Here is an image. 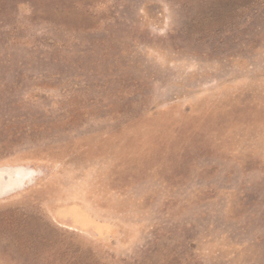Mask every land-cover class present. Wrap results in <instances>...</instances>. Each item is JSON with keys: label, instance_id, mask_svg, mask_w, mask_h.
I'll return each instance as SVG.
<instances>
[{"label": "rangeland", "instance_id": "374dc122", "mask_svg": "<svg viewBox=\"0 0 264 264\" xmlns=\"http://www.w3.org/2000/svg\"><path fill=\"white\" fill-rule=\"evenodd\" d=\"M0 169V264H264V0H0Z\"/></svg>", "mask_w": 264, "mask_h": 264}, {"label": "bare ground", "instance_id": "6f19581e", "mask_svg": "<svg viewBox=\"0 0 264 264\" xmlns=\"http://www.w3.org/2000/svg\"><path fill=\"white\" fill-rule=\"evenodd\" d=\"M5 170V169H4ZM5 172V171H4ZM3 169H0V184L2 183V179H4L3 177ZM4 175H5V173H4Z\"/></svg>", "mask_w": 264, "mask_h": 264}]
</instances>
